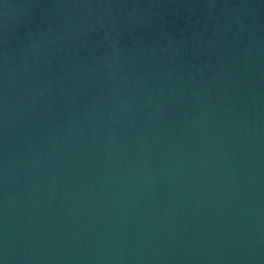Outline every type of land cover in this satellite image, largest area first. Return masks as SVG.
Returning <instances> with one entry per match:
<instances>
[{
  "label": "water",
  "instance_id": "95a60500",
  "mask_svg": "<svg viewBox=\"0 0 264 264\" xmlns=\"http://www.w3.org/2000/svg\"><path fill=\"white\" fill-rule=\"evenodd\" d=\"M0 264H264V0H0Z\"/></svg>",
  "mask_w": 264,
  "mask_h": 264
}]
</instances>
